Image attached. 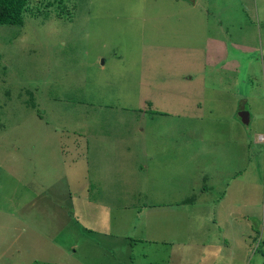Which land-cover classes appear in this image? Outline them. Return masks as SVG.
I'll list each match as a JSON object with an SVG mask.
<instances>
[{
    "label": "rangeland",
    "instance_id": "obj_1",
    "mask_svg": "<svg viewBox=\"0 0 264 264\" xmlns=\"http://www.w3.org/2000/svg\"><path fill=\"white\" fill-rule=\"evenodd\" d=\"M39 1L0 25V264H264L261 196L228 203L264 164V0Z\"/></svg>",
    "mask_w": 264,
    "mask_h": 264
},
{
    "label": "trees",
    "instance_id": "obj_2",
    "mask_svg": "<svg viewBox=\"0 0 264 264\" xmlns=\"http://www.w3.org/2000/svg\"><path fill=\"white\" fill-rule=\"evenodd\" d=\"M31 0H0V25L4 24V25H21L22 24V17H23V13H32V15L36 14L37 12H39L38 7L37 6H30L27 7L28 3ZM190 3H193L194 0H187ZM57 3V4H56ZM39 6L45 8V7H49L52 5L57 6L54 10L56 13V15L58 16H62V12L65 11V7H63L64 5V0H50L48 2H42L41 0L38 2ZM42 4V5H41ZM29 6V5H28ZM62 6V7H61ZM61 10L58 13V10ZM244 107H246V104L244 105ZM186 202V201H184ZM262 221L261 218L260 220L257 219V222ZM255 222V221H253ZM254 226V225H253ZM89 230V229H88ZM255 233H256V238H257V230L256 228L254 229ZM254 236V237H255ZM252 236V243H254ZM258 246H263L264 247V240H260L259 242H257V245L254 244V246L251 245L252 248V253L254 252H260V255H264L263 251L261 249L258 248ZM264 250V248H263ZM251 260V259H250ZM131 263V262H129ZM116 264H119V262H117Z\"/></svg>",
    "mask_w": 264,
    "mask_h": 264
},
{
    "label": "crops",
    "instance_id": "obj_3",
    "mask_svg": "<svg viewBox=\"0 0 264 264\" xmlns=\"http://www.w3.org/2000/svg\"><path fill=\"white\" fill-rule=\"evenodd\" d=\"M261 103V102H260ZM246 104V103H245ZM245 104H240V105H238L237 107H238V109L237 110H240V111H247V108L246 107H244V105ZM237 112H239V111H237ZM239 113H237V115H238ZM247 114H248V117H247V122H248V120L250 119V117H253L254 115H253V113H252V115H250L251 113L249 112V111H247ZM242 117V116H241ZM237 118H239V115H238V117ZM264 132V131H263ZM258 134H263V133H261V132H254L253 133V139L255 140V141H257L256 140V137H257V135ZM258 142V141H257ZM264 145V144H263ZM250 160V161H249ZM249 160L248 159H246L245 160V165L246 166H249L248 168H252V164H253V161H252V159H250L249 158ZM252 169H254V168H252ZM258 173L260 174V173H262V180L260 179H258ZM254 175V174H253ZM253 175H250L249 177H248V179L245 177V175L243 176V180H241V181H239V182H243V183H245V184H248V185H251V182L252 183H254V184H252L253 185V187L251 188V190H253V192L251 191V193L250 192H248V193H246L247 191H245V192H243V191H238V188L237 189H233V188H231V196H232V199L233 200H230L228 203L229 204H232L233 205V207H237V209L239 208V207H241V204H246V203H248V201H246L247 199H249V198H251V197H254L256 200L261 196V198H260V200H259V209H260V213H261V220L262 221H260V222H257V219H256V221L253 223V225L255 226V228H256V230H257V233L259 234V236H264L263 234H264V195H263V191H264V188H263V182H264V164H263V166H262V171H258V170H255V175L253 176ZM251 178H256L257 179V182H254L253 180H251ZM239 189H242V186H240L239 187ZM260 195V196H259ZM239 212H241L240 211V208H239V210H238ZM140 211H138L137 213H139ZM244 212V211H243ZM247 218V217H246ZM249 225H251V227L253 226L252 224H249ZM254 233V232H253ZM257 234V235H258ZM253 235V234H252ZM115 236H117V237H122V236H118V234L117 235H115ZM124 236V235H123ZM248 238V237H247ZM252 238V237H251ZM118 238H116L115 240H117ZM123 242H126L124 239L122 240ZM252 244V243H251ZM110 249H112V247H110ZM251 249V248H250ZM243 250V249H242ZM243 252H244V250H243Z\"/></svg>",
    "mask_w": 264,
    "mask_h": 264
},
{
    "label": "water",
    "instance_id": "obj_4",
    "mask_svg": "<svg viewBox=\"0 0 264 264\" xmlns=\"http://www.w3.org/2000/svg\"><path fill=\"white\" fill-rule=\"evenodd\" d=\"M102 62H103V60H100V63H102ZM238 113H239L238 119L241 120L243 123H245V121H247V117H248L247 111H239ZM243 120H245V121H243Z\"/></svg>",
    "mask_w": 264,
    "mask_h": 264
},
{
    "label": "clouds",
    "instance_id": "obj_5",
    "mask_svg": "<svg viewBox=\"0 0 264 264\" xmlns=\"http://www.w3.org/2000/svg\"><path fill=\"white\" fill-rule=\"evenodd\" d=\"M263 134H264V133H263ZM258 237H259V234L257 235V241H256V243H255L256 245H257V242H259V241H260V240H258Z\"/></svg>",
    "mask_w": 264,
    "mask_h": 264
}]
</instances>
